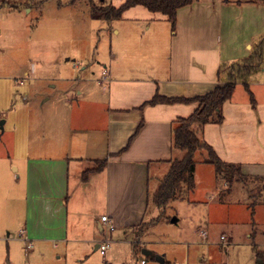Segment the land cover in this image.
<instances>
[{
  "label": "crops",
  "instance_id": "obj_1",
  "mask_svg": "<svg viewBox=\"0 0 264 264\" xmlns=\"http://www.w3.org/2000/svg\"><path fill=\"white\" fill-rule=\"evenodd\" d=\"M247 1L245 6L239 3L244 7L243 20L255 27L261 15L264 20V2ZM225 5L223 0H194L178 9L175 30L164 15L158 18L154 14L160 13L150 16L140 12L142 6L126 10L120 19L106 21L112 37L109 57L100 65V75H107V80H101L105 84H95L91 75L70 78L67 80L75 84L60 88L64 97L37 85V81L45 80L37 75L38 62L30 60L28 67L18 55L10 60L11 46L18 43L14 55L21 51L20 43H25L23 17L39 9L27 2L15 8L0 7V103L9 106L18 95L23 98L21 107L34 113L33 117L25 115L14 120L12 130L18 129L20 148L10 149L8 145L4 158H0V264H68L69 256L74 254V263L81 264L78 256L82 244L98 250L104 237V215L114 226L111 238L114 236L115 241L111 240L114 246L110 244V250L129 244L134 253L137 244L141 247L143 241L134 231L158 214L156 207L150 208L149 180L165 173L168 161L177 153L171 149L173 121L189 116L196 105L140 106L156 92L168 97H192L218 84V68L226 64L220 57L219 32L220 12ZM254 38L259 40L261 35L255 33L243 40L247 51L252 50ZM64 60L74 62L69 57ZM73 65L79 69V64ZM57 78L66 80L60 74ZM36 97L35 104L31 100ZM51 98L54 102L47 112L51 117L43 118L41 108ZM226 105L222 124L205 125L202 136L223 161L238 163L243 175L264 181V149L261 153L245 146L239 149L238 134L225 138ZM239 107L233 104V112L239 114ZM5 125V121L0 123L2 128ZM134 134L128 147L118 153ZM15 157H20L18 164ZM103 159H107L105 167L92 170L95 161ZM88 169L91 170L84 178ZM196 171L197 167L194 179ZM217 185L220 189L221 185ZM227 188L225 184L222 192L209 196L216 205L226 207L224 213L235 203L227 199ZM204 228L201 231L207 235L200 234L201 243L225 250L234 243L232 229L211 242L210 230ZM21 232L31 243L30 250H26ZM244 232L246 238H253L250 245L258 250L262 244L255 241L256 230ZM220 236L225 237V247ZM261 251L258 252L264 255ZM138 260L146 264L144 258ZM258 260L264 264V259Z\"/></svg>",
  "mask_w": 264,
  "mask_h": 264
},
{
  "label": "rangeland",
  "instance_id": "obj_2",
  "mask_svg": "<svg viewBox=\"0 0 264 264\" xmlns=\"http://www.w3.org/2000/svg\"><path fill=\"white\" fill-rule=\"evenodd\" d=\"M92 1L96 5L105 4L115 7L125 2V0ZM223 1L226 5L222 7L219 18V23H221L219 30L220 57L223 63L231 65L249 57L252 53L251 49L247 51L248 48L243 47L242 42L246 37L254 36L255 33H259L261 38L264 37V20L263 15H261L262 18H260L257 26L248 25L243 20L244 7L239 5L240 3L245 6L244 4L248 3L247 0ZM8 2L9 4L4 7L9 8L10 4L21 5L27 2V4H33L39 9V14L33 11L23 17L26 27L23 30L25 43L24 41L22 44L20 43L21 51H16L13 55L15 51L13 49L18 47V43L13 41L11 44H15L11 46L9 51L12 53L9 55L11 61L18 55L21 60H26L28 67L30 60L35 63L38 62L37 75L45 80L37 81V85L45 87L50 93L55 94L58 91L56 94L64 97L60 88L66 89L67 86L75 84L67 80L70 78L78 79L91 75L95 84L101 83V86L105 84L101 82L100 65H103L102 60L106 61L109 57V43L112 33L106 21L91 17L88 0L76 2L72 0H8ZM140 10H143L140 12H145L150 16L153 14L144 8ZM21 12L23 13V10ZM154 15L158 18H165L161 14ZM258 42L259 40L254 38L251 46L254 48ZM66 57L74 59V62H66L64 60ZM99 61L101 63L98 64ZM74 63L75 65L79 64V69H74ZM92 72L95 74L92 75ZM59 74L66 76V80L58 81L57 76ZM26 83L28 86L29 81ZM81 84L80 86H83V83ZM247 85L254 96L256 106L252 108L250 96L242 82L239 81L236 84L231 103L225 104L227 106L225 138L227 136L230 138L231 134H238L240 141L236 143V146L239 149L245 146L247 149H255L261 153L264 149V58L259 63L257 71L247 78ZM53 86L56 87L54 91ZM19 87L22 90L23 86L20 85ZM36 99L37 97L32 98L31 102L36 104ZM22 100V97L16 95L13 103L9 106L6 103H0V123L5 121L6 124L0 130V158L5 155L6 146L9 145L10 149L15 150L20 148L18 129L12 130L14 120L20 116L22 118L25 115L28 118L34 116V113L28 111L31 110L30 108L21 107ZM53 102L54 98H51L49 102L43 103L41 108L44 112L43 118L51 117V115H47L49 114L47 112L52 109ZM233 104L240 105L239 114L233 112ZM14 141L15 143L9 144ZM175 156L181 157L182 152L176 153ZM203 158L204 152L199 151L195 154L197 189L194 188L195 190L183 199L171 201L165 207L164 217L159 222L149 226L143 232H140L139 229L134 231L138 240L143 241L141 247L137 244L139 247L137 246L138 249L136 248L134 253L129 244L125 247L121 245L119 249L115 247L110 250L109 248L106 256L102 257L98 250H93L91 245L82 244L80 247L82 253H79L78 256L81 258V264H139L138 257L144 258L146 264H158L156 260L144 256L139 251L142 248L152 251L155 255H164L167 264H256L255 250L250 245L253 238H246L244 231L256 230L257 238L255 241L262 244V246L257 247V251L262 250L261 252H264V181L243 179L231 186L227 185L226 194L229 195L227 199L231 201V204L233 201L235 203L228 206L227 212L224 213L223 210L226 207L216 205L209 196L214 195L215 197L217 193L222 192L221 189L225 187V184L215 178L213 166L203 163ZM14 161L18 164L20 157H15ZM158 175L149 180L150 208L154 209L156 208L151 201V196L155 191L157 178L163 174ZM217 184L221 185L220 189ZM215 185L216 187L212 188ZM231 212L235 213V217L232 216ZM172 218L178 219V222L172 223ZM251 222L254 228L251 226ZM203 227L210 230L208 239L211 242L217 241L220 233H228L227 231L232 229L234 243L229 244L226 250L219 245L208 246L207 242L201 243L200 234H202L201 228ZM141 228H145V226H141ZM112 239H115L114 236ZM114 241L112 240V242ZM22 252L20 247V253L22 254ZM262 256L264 259V255ZM76 259L75 254L70 255L68 264H80L74 263Z\"/></svg>",
  "mask_w": 264,
  "mask_h": 264
},
{
  "label": "trees",
  "instance_id": "obj_3",
  "mask_svg": "<svg viewBox=\"0 0 264 264\" xmlns=\"http://www.w3.org/2000/svg\"><path fill=\"white\" fill-rule=\"evenodd\" d=\"M76 2L78 0H72ZM194 0H125L118 7L112 5H96L92 0H88L90 5V15L94 19H100L107 22L120 19L123 13L135 6H142L152 13L164 15L170 22L172 30L176 26V14L178 9L190 5ZM250 2L260 3L264 0H249ZM9 4L8 0H0V7ZM10 7H18L16 4H10ZM264 58V37L252 48L249 57L240 60L237 63L228 65L222 64L217 71L218 84L209 92L192 97H168L160 95L157 92L143 104L144 106H154L157 104H195L194 111L187 117H178L172 123L171 130V149L174 153L182 152L181 157H172L168 161V169L163 175L157 178V185L151 196V201L158 209L157 216L149 223L142 222L137 229L140 232L145 231L149 226L159 222L165 214V207L174 200L185 198L195 188L194 173L197 165L195 154L199 151L204 152L203 163L212 165L216 178L231 186L235 182L243 179H249L243 175L241 166L238 163L223 161L203 138V128L207 124H222L224 121L223 106L228 102L235 91L236 84L241 81L245 90L250 96V102L253 107L256 102L252 92L247 85V78L257 71L259 63ZM141 125L138 126L137 131ZM132 135L127 145L118 153L123 152L129 145ZM107 159L95 161V167L92 170H101L105 167ZM91 169L85 170L83 177ZM145 226V228H141ZM258 259L263 260V254L255 249ZM154 260V257H149ZM164 264H167L164 261Z\"/></svg>",
  "mask_w": 264,
  "mask_h": 264
},
{
  "label": "built area",
  "instance_id": "obj_4",
  "mask_svg": "<svg viewBox=\"0 0 264 264\" xmlns=\"http://www.w3.org/2000/svg\"><path fill=\"white\" fill-rule=\"evenodd\" d=\"M102 81L103 80H107V75H106V72H102ZM101 221L104 223V237L102 240H100L99 242V245H98V251L99 253L102 255V256H105L106 255V252L107 250L109 249L110 247V244H111V232L113 231L114 229V226L112 224V222L110 221V219L104 215V216H101ZM206 232H202V236L203 237H206ZM20 237L26 241V244H25V248L26 250H30L32 245L30 242H28L27 238L23 235V233L21 232L20 233ZM220 239L222 241V245L225 247L227 244L225 243L224 239L225 237L224 236H220ZM142 264H144L145 262L142 260L141 261Z\"/></svg>",
  "mask_w": 264,
  "mask_h": 264
},
{
  "label": "water",
  "instance_id": "obj_5",
  "mask_svg": "<svg viewBox=\"0 0 264 264\" xmlns=\"http://www.w3.org/2000/svg\"><path fill=\"white\" fill-rule=\"evenodd\" d=\"M0 128H2V126H1ZM176 221H177L176 218H172V220H171L172 223H175ZM141 253H142L144 256L154 257V259H155L159 264H164V258H163L162 256H159V255H155V254H153V252L150 251V250L142 249V250H141ZM257 264H261V260H258V261H257Z\"/></svg>",
  "mask_w": 264,
  "mask_h": 264
}]
</instances>
